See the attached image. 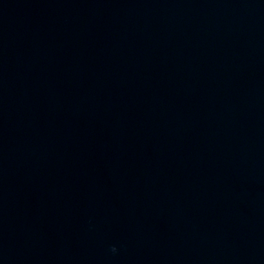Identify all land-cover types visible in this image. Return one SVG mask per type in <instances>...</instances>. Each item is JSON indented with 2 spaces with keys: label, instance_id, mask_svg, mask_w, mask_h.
I'll return each mask as SVG.
<instances>
[{
  "label": "water",
  "instance_id": "95a60500",
  "mask_svg": "<svg viewBox=\"0 0 264 264\" xmlns=\"http://www.w3.org/2000/svg\"><path fill=\"white\" fill-rule=\"evenodd\" d=\"M0 264H264V0H0Z\"/></svg>",
  "mask_w": 264,
  "mask_h": 264
},
{
  "label": "clouds",
  "instance_id": "9594fccd",
  "mask_svg": "<svg viewBox=\"0 0 264 264\" xmlns=\"http://www.w3.org/2000/svg\"><path fill=\"white\" fill-rule=\"evenodd\" d=\"M116 249H115V247H113V251H115Z\"/></svg>",
  "mask_w": 264,
  "mask_h": 264
}]
</instances>
